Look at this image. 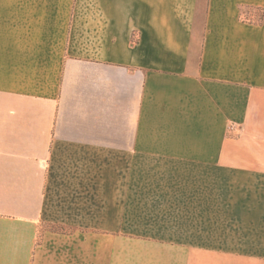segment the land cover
Wrapping results in <instances>:
<instances>
[{
    "label": "crops",
    "instance_id": "obj_1",
    "mask_svg": "<svg viewBox=\"0 0 264 264\" xmlns=\"http://www.w3.org/2000/svg\"><path fill=\"white\" fill-rule=\"evenodd\" d=\"M0 264H264V0H0Z\"/></svg>",
    "mask_w": 264,
    "mask_h": 264
}]
</instances>
